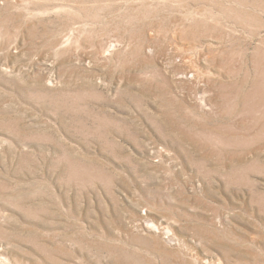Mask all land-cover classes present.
I'll use <instances>...</instances> for the list:
<instances>
[{
	"label": "rangeland",
	"instance_id": "1",
	"mask_svg": "<svg viewBox=\"0 0 264 264\" xmlns=\"http://www.w3.org/2000/svg\"><path fill=\"white\" fill-rule=\"evenodd\" d=\"M207 262L264 264V0H0V264Z\"/></svg>",
	"mask_w": 264,
	"mask_h": 264
},
{
	"label": "bare ground",
	"instance_id": "2",
	"mask_svg": "<svg viewBox=\"0 0 264 264\" xmlns=\"http://www.w3.org/2000/svg\"><path fill=\"white\" fill-rule=\"evenodd\" d=\"M190 69V68H189ZM240 93V92H239ZM246 98V97H245ZM244 102V101H243ZM258 102V101H257ZM161 237V236H160ZM157 238V237H156ZM172 239V238H171ZM163 243V242H162ZM165 247V246H164ZM163 249V248H162ZM182 249V248H181ZM169 250V249H168ZM162 254V253H161ZM204 259V258H203ZM205 260V259H204ZM207 260H209V259H207ZM202 261V260H201ZM203 262H205V261H203ZM193 264V263H192ZM206 264H208V262L206 263Z\"/></svg>",
	"mask_w": 264,
	"mask_h": 264
}]
</instances>
